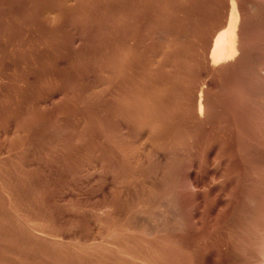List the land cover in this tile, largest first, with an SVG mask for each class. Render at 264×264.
Returning <instances> with one entry per match:
<instances>
[{
    "label": "rangeland",
    "instance_id": "rangeland-1",
    "mask_svg": "<svg viewBox=\"0 0 264 264\" xmlns=\"http://www.w3.org/2000/svg\"><path fill=\"white\" fill-rule=\"evenodd\" d=\"M60 1L0 0V130L10 133L0 131V140L23 146L17 151L0 144V160L12 159L0 161V264L263 262V0H253L257 8L263 4L260 14L251 9L252 0L238 1L246 19L238 27L240 53L217 66L208 62L209 52L214 33L228 22L230 0H183L187 8L182 0H65V6ZM247 16L257 18L250 24ZM198 52L203 58L195 57ZM202 91L209 108L201 114ZM9 105L18 110L11 112ZM25 116L36 122L30 126ZM89 207H102V213ZM7 215V221L18 219L13 226ZM56 231L63 235L57 241ZM60 238L68 240L61 239L63 245Z\"/></svg>",
    "mask_w": 264,
    "mask_h": 264
},
{
    "label": "bare ground",
    "instance_id": "bare-ground-1",
    "mask_svg": "<svg viewBox=\"0 0 264 264\" xmlns=\"http://www.w3.org/2000/svg\"><path fill=\"white\" fill-rule=\"evenodd\" d=\"M67 1L69 2V0H67ZM67 1H66V3H67ZM220 1H221V0H220ZM223 1L225 2V0H223ZM226 1H227V0H226ZM238 1H239V2H242V1H240V0H230V16L228 17L229 19L227 18V19H228V22L226 21V22H227V23H226V22L224 21V20H225V19H224L223 22H225L226 26L224 25L225 27H224L223 29H221L220 31H219V28H218V31H217L216 33H214V36H213L214 39H213V42H212V48H211V51L209 52V53H210V58H209V59H211V60L208 61V62L211 61V63H212L213 66H217L218 64H220V63L223 62V61H226V62H227V60L230 59V58H233V60H235V57H234V56H238V54L240 53V52L238 51V49H239V48L241 49V47H240L241 45H239V41H240L241 38H239V34H240V33H238V32H239L240 30H238V27H239L240 20H241V22H243V21L246 20V19H244V18L241 19V17H242V10H244V9H243V8H244V7H243L244 5L242 4V5H243V6H242L243 8H242V10H241V6H240L241 4H240ZM243 1H244V0H243ZM249 1H250V0H248V2H249ZM263 1H264V0H263ZM263 1H262V2L260 1V2L264 4ZM60 2H63V1H60ZM181 2H183V4H185V6H186L187 1H185L186 3H185L183 0H182ZM188 2H189V1H188ZM213 2H215V1H212L211 3L213 4ZM224 2H223V3H224ZM227 2H228V1H227ZM248 2H247V4L251 3V2H249V3H248ZM63 3H65V0H64ZM66 3H65L63 6H65ZM215 3H218V0H217ZM225 3H226V2H225ZM225 3H224V4H225ZM252 3H253V4H252ZM252 3H251V4H252V7H251V4H250V6H249V5H247L246 2H245V5L249 6L248 8L246 7V9H250V7H251V9H254V8H255V10H254L255 13H256V11L258 10V8H259L260 6H263V4L260 5V3H258L260 6L257 8L256 5L254 6V1H253V0H252ZM187 4H188V3H187ZM255 4H256V2H255ZM61 5H62V4H60V6H61ZM217 5H220V6L222 5V6H223V4H220V2H219V4H217ZM225 5H227V4H225ZM225 5H224V6H225ZM228 5H229V4H228ZM212 6L214 7V5H212ZM224 6H223V7H220V8H222L223 10H228V9H226ZM210 7H211V6H210ZM213 7H212V8H213ZM226 7H227V6H226ZM253 7H254V8H253ZM51 8H52V7H51ZM186 8H187V6H186ZM224 8H225V9H224ZM228 8H229V7H228ZM260 8H263V9H262V15H261L262 18H263V12H264L263 10H264V7H260ZM260 8H259V10H261ZM52 9H53V8H52ZM176 9H177V8H176ZM218 9H219V8H218ZM218 9H216V11H215V8H214V10L212 9V11H215L214 13H216V12L218 13V11H217ZM246 9H245V10H246ZM256 9H257V10H256ZM53 10H54V9H53ZM53 10H51V11L53 12ZM259 10L257 11V12H258L257 14H260ZM176 11H177V10H176ZM176 11H175V12H176ZM178 11H181V10L178 9ZM183 11H184V14L187 13V12L185 13V11H187V10L184 9V10H182V12H183ZM220 11H222V10L220 9L219 12H220ZM246 11H248V10H246ZM246 11H245V12H246ZM46 12H47V13H46ZM48 12H49V9L46 10V11H44V13H46V14H48ZM52 12H49L50 14H49V15H46V16H45V14H44V16H45V17H48V16H49V17L51 18V17H52V16H51ZM227 12H228V11H226L225 13H227ZM243 12H244V11H243ZM245 12H244V13H245ZM249 12H251V11H248V13H249ZM254 12H253V13H254ZM176 13H177V12H176ZM217 13H216V14H217ZM223 13H224V12H223ZM248 13H245V14H248ZM53 14H54V13H53ZM180 14H182V13H180ZM216 14H215V17H216ZM227 14H228V13H227ZM227 14H226V15H227ZM249 14H250V13H249ZM249 14H248V16H249ZM257 14H256V15H257ZM177 15H178V14H177ZM218 15H219L218 17H220V15H222V13H221V14L219 13ZM228 15H229V14H228ZM254 15H255V14H253V16H254ZM143 16H145V14L142 15V17H143ZM180 16H181V17H182V16L184 17L185 15H180ZM245 16H246V15H245ZM245 16H244V17H245ZM248 16H247V17H248ZM250 16H252V14H251ZM250 16H249V17H250ZM257 16L259 17V15H257ZM45 17H44V19H46ZM49 17H48V18H49ZM218 17H216V18H218ZM249 17H248V18H249ZM255 17H256V16H255ZM255 17H254V18L251 17V20H252V18L255 19ZM48 18H47V20H48ZM52 18H53V17H52ZM52 18L49 19V20H51V21H50L51 24H52L53 21H55V20L52 19ZM221 18H222V16H221ZM223 18H226V16H224ZM248 18H247V19H248ZM256 18H257V17H256ZM142 19H144V18H141V20H142ZM181 19H182V18H181ZM218 19H219V18H218ZM227 19H226V20H227ZM243 19H244V20H243ZM141 20L139 19L140 24H141ZM242 20H243V21H242ZM249 20H250V18H249ZM251 20H250V22H249L250 24H251ZM147 21H148V20H147ZM145 22H146V21H145ZM247 22H248V21H245L246 24H247ZM53 23H54V22H53ZM140 24H139V25H140ZM240 24H241V27H242V25H243L244 23H243V24L240 23ZM141 25H142V24H141ZM141 25H140V26H141ZM143 25H144V24H143ZM145 25H146V24H145ZM247 25H249V24H247ZM247 25H246V28L250 26V25H249V26H247ZM141 27H143V26H141ZM144 27H145V26H144ZM222 27H223V26H222ZM222 27H221V28H222ZM243 27H244V26H243ZM243 27H242V29H243ZM252 27H253V26H252ZM139 28H140V27H139ZM139 28H138V29H139ZM246 28H244V32H246L247 30H249V28H248L247 30H245ZM250 28H251V27H250ZM138 29H137V30H138ZM252 29H253V28H252ZM140 30H141V28H140ZM138 31H139V30H138ZM212 32H215V31H212ZM212 32H209V33H212ZM244 32H243V33H244ZM248 32H249V31H248ZM252 32H253V31H252ZM209 33H208V34H209ZM250 33H251V32H250ZM241 34H242V31H241ZM241 34H240V35H241ZM242 35H243V34H242ZM244 35H245V34H244ZM246 35H247V33H246ZM250 35H251V34H250ZM132 36H134V34H133ZM207 36H208V35H207ZM207 36L205 35V40L208 39ZM251 36H252V35H251ZM135 37H137V36H135ZM208 37H209V36H208ZM210 37H212V35H211ZM240 37H241V36H240ZM132 38H133V37H132ZM132 38L129 37V39H131L132 42H133V39H132ZM203 38H204V36H203ZM206 38H207V39H206ZM244 38H245V37H244ZM247 38L250 40V38H249V34H248ZM252 38H253V36H252ZM252 38H251V39H252ZM135 39H136V41H137V38H135ZM209 39H210V38H209ZM209 39H208V40H209ZM131 40H129V41H131ZM201 40H202V38H201ZM205 40H203V41H201V42H204ZM242 40H243V39H242ZM246 40H247V39H246ZM42 41H43V42H42ZM121 41H122V40H121ZM136 41H135V42H136ZM210 41H211V39H210ZM41 42H42V44L40 43V46L44 47V46H43L44 40H41ZM45 42H46V41H45ZM242 42H243V41H242ZM127 43H128V42H127ZM204 43H206V42H204ZM204 43H203L202 46L205 47V44H204ZM210 43H211V42H210ZM244 43H245V42H244ZM244 43H242V44H244ZM252 43H253V42H251V44H252ZM46 44H47V43H46ZM46 44H44V45L46 46ZM128 44H129V43H128ZM130 44L132 45V43H130ZM199 44H200V43H199ZM201 44H202V43H201ZM201 44H200V46H198V47H201ZM245 44H246V43H245ZM120 45H121V46H124V43L121 42V43L119 44V46H120ZM131 45H130V46H131ZM208 45H209V44H208ZM121 46H120V47H121ZM130 46L128 45V47H130ZM132 46H133V45H132ZM210 46H211V45H209V46H207V47L209 48ZM242 46H243V45H242ZM249 46H250V44H249ZM33 47H34V46H33ZM33 47H32V48H33ZM247 47H248V46H247ZM247 47H246V48H247ZM36 48L39 50V48H38L37 46H36ZM122 48H123V47H122ZM122 48H120L121 51H122ZM124 48L126 49V46H125ZM132 48H133V47H132ZM202 48H203V47H202ZM242 48H243V47H242ZM251 48H253V47H251ZM37 49H36V50H37ZM43 49H44V48H43ZM205 49H207V48L205 47ZM248 49H249V48H248ZM32 50H33V49H32ZM40 50H41V48H40ZM130 50L132 51L131 47H130V49H127V51H130ZM199 50H202V51H203L204 48H203V49H200V48H199ZM199 50H198V51H199ZM209 50H210V49H209ZM209 50H208V51H209ZM124 51H125V50H124ZM131 51H130V52H131ZM196 51H197V49H196ZM196 51H195V52H196ZM208 51L206 50V52H208ZM245 51H246V50H245ZM245 51H244V52H245ZM31 52H32V51H31ZM125 52H126V51H125ZM130 52H128V53H130ZM204 52H205V50H204L203 52H201V53L204 54ZM237 52H239V53L236 55ZM242 52H243V50H242ZM251 52H252V50H251ZM122 53H124V52H122ZM126 53H127V52H126ZM126 53H124V55H125ZM128 53H127V55H128ZM247 53H248V54H247ZM194 54H196V53H193L192 56H194ZM206 54H208V53H206ZM206 54H205V55H206ZM242 54H243V53H242ZM245 54L249 55L250 53H249V52H246ZM127 55H125V56H127ZM198 55H200L199 52L197 53V56L195 55V57H198V58H199ZM240 55H241V54H240ZM243 55H244V54H243ZM247 55H246V56H247ZM122 56H123V54H122ZM128 56H129V55H128ZM130 56H132V55H130ZM130 56H129V57H130ZM207 56H208V55H206V57H207ZM241 56H242V55H241ZM241 56H239V58H241ZM244 56H245V55H244ZM244 56L242 57V59L244 58ZM201 57H202V56H201ZM201 57H200V58H201ZM130 58H131V57H130ZM198 58H197V59H198ZM200 58H199V59H200ZM202 58H203V57H202ZM245 58H246V57H245ZM245 58H244V59H245ZM123 59H124V58H123ZM195 59H196V58H195ZM244 59H243V60H244ZM124 60H125V59H124ZM192 60H193V58H192ZM203 60H205V58H204ZM203 60L201 59V61H203ZM231 60H232V59H231ZM236 60H238V57H237ZM240 60H241V59H240ZM240 60H239V61H240ZM243 60H242V61H243ZM205 61H206V60H205ZM205 61H203V63H204ZM194 62H196V63L198 64V62H200V60H199L198 62H197V60H194ZM206 62H207V61H206ZM226 62H225V64H226ZM234 62H235V61H234ZM234 62H233V63H234ZM237 62H238V61H237ZM237 62H236V63H237ZM196 63H194V64L197 65ZM201 63H202V62H201ZM223 63H224V62H223ZM228 63H229V62H228ZM228 63H227V64H228ZM207 64H208V63H207ZM221 64H222V63H221ZM240 64H241V63H240ZM205 66H206V65H205ZM208 66H209V65H208ZM208 66H206V67H208ZM225 66H226V65H225ZM219 67H220V65H219ZM227 67H228V66H227ZM194 68H195V67H194ZM211 68H212V67H211ZM215 68H216V67H215ZM228 68H229V67H228ZM236 68H237V67H236ZM238 68H239V66H238ZM238 68H237V69H238ZM195 69L197 70V67H196ZM195 69H194V70H195ZM203 69H204V68H203ZM212 69H214V67H213ZM205 70H206V68H205ZM207 70H208V69H207ZM209 70H210V67H209ZM224 70H227V69L224 68ZM197 71H198V70H197ZM216 71L218 72L217 68L215 69V72H216ZM221 71H222V70H221ZM235 71H236V69H235ZM261 71H262V70H261ZM195 72H196V71H195ZM201 72H202V71H201ZM208 72L210 73V71H208ZM212 72H213V71H212ZM212 72H211V75L214 73V72H213V73H212ZM219 72H220V71H219ZM223 72H224V71H223ZM193 73H194V72H193ZM199 73H200V72H199ZM202 73H203V75H204V74H208L207 71H206L205 73H204V72H202ZM221 73H222V72H221ZM225 73H226V72H225ZM194 74H195V73H194ZM200 74H201V73H200ZM201 75H202V74H201ZM209 75H210V74H209ZM213 75H214V74H213ZM219 75H220V74H219ZM225 75H226V74H225ZM231 75H232V74H231ZM46 76H47V75H46ZM196 76H197V75H196ZM206 76H207V75H206ZM217 76H218V75H217ZM217 76H215V77H217ZM220 76H221V75H220ZM222 76H223V75H222ZM51 77H52V76H51ZM191 77H193V75H192ZM197 77H198V76H197ZM197 77H196V80H197ZM203 77H204V76H202V78H203ZM209 77H210V76H209ZM213 77H214V76H213ZM215 77H214V78H215ZM231 77H232V76H231ZM45 78H47V77H45ZM48 78L50 79V77H48ZM193 78H194V77H193ZM199 78H200V80H201V76H200V75H199ZM214 78H212V80H213ZM18 79H19V78H18ZM190 79H191V82L193 83L192 78H190ZM194 79H195V78H194ZM209 79H210V78H209ZM209 79H207V81H209ZM219 79H221V78H219ZM0 80H1V79H0ZM21 80H22V79H21ZM203 80H204V79H203ZM203 80H202V81H203ZM216 80H217V79H215L214 81H216ZM220 81H221V80H220ZM1 82H2V81H1ZM21 82H22V81H21ZM198 82H199V83H198ZM221 82H222V81H221ZM3 83H4V81L1 83V84H2L1 87L4 86V85H7V84H4V85H3ZM192 83H191V84H192ZM194 83H196L195 80H194ZM197 83H198V85H200V84H201V81H197ZM16 84H17V83H16ZM34 84H35V83H34ZM34 84L31 83L32 86H33ZM207 84L210 85L209 83H207ZM14 85H15V84H14ZM198 85H197V86H198ZM222 85H223V84H222ZM20 86H21V85H20ZM201 86H202V85H201ZM204 86H206V85H204ZM204 86H203V87H204ZM45 87H46V86H45ZM19 88H20V87H19ZM32 88H34V87H31V89H32ZM200 88H201V87H200ZM205 88H206V87H205ZM207 88H208V86H207ZM207 88H206V89H207ZM29 89H30V88H29ZM31 89H30V91H31ZM201 89H202V88H201ZM3 90H4V89H3ZM34 90H35V89H34ZM34 90H32V93H33V94H32V93H29V95H30V94H32V95L35 94V95H36V94L38 93V92H35V93H34V92H33ZM43 90H44V89H43ZM43 90H42V92H43ZM203 90H205V89H203ZM45 91H46V90H45ZM198 91H199V89H198ZM207 91H208V90H207ZM5 92H6V91H5ZM200 92H201V90H200ZM2 93H3V92H2ZM2 93H0V94H2ZM38 94H39V93H38ZM42 94H44V93H42ZM207 94H208V93H207ZM32 95H31V96H32ZM35 95H34V96H35ZM193 95H194V94H193ZM204 95H205V94H204ZM7 96H8V98H9V96H10V98H11V95H8V94H7ZM37 96H39V95H37ZM37 96H36L35 99H37ZM191 96H192V95H191ZM12 97H13V96H12ZM14 97H15V96H14ZM14 97H13V98H14ZM17 97H19V94H18ZM17 97H16V98H17ZM25 97H27V96H25ZM25 97H21V96H20L19 98H21V100H22V99L25 98ZM39 97H41V96H39ZM4 98L7 99L6 96H5ZM33 98H34V97H33ZM11 99H12V98H11ZM11 99H10V101H11ZM204 99H205V96H204ZM26 100H27V99H26ZM192 100L195 101L194 98H193ZM196 100H197V99H196ZM208 100H209V99H208ZM208 100L206 99V101H208ZM3 101H4V100H3ZM5 101H7V100H5ZM14 101H15L14 103L16 104V101H17V100H14ZM8 102H9V100H8ZM17 102H18L17 104H18L19 107H20L21 104H19V103H22V102H21V101H17ZM196 102H197V101H196ZM196 102H195V103H196ZM198 102H199V108H198L199 111H198V112H200V113L202 114V113L204 112V110H205V107L207 106V105L205 106V104L203 103V91H202L201 96H200V101H198ZM5 103H6V102H5ZM195 103H194V104H195ZM223 103H224V101H223ZM225 103H226V102H225ZM9 104H11V102H9ZM17 104H16L15 106H17ZM207 104H208V103H207ZM13 105H14V104H13ZM185 105H187V104H185ZM197 105H198V104H197ZM221 105H223V104H221ZM11 106H12V105H11ZM193 106H194V105H193ZM215 106H216V105H215ZM30 107H31V105H30ZM32 107H33V106H32ZM195 107H196V106H195ZM195 107H194V108H195ZM197 107H198V106H197ZM197 107H196V111H197ZM207 107H208V106H207ZM207 107H206V109H207ZM222 107H223V106H222ZM10 108H12V107H10V105H9V110H10L11 112H14V111H13L14 108L18 110V107H14V108H12V110H11ZM27 108H29V107L27 106ZM27 108H26V110H27ZM208 108H209V107H208ZM19 109H20V108H19ZM29 109H31V108H29ZM29 109H28V110H29ZM187 109H188V108H187ZM223 109H224V108H223ZM17 110H16V112H17ZM21 110H23V109L21 108ZM207 110H208V109H207ZM194 111H195V110H194ZM196 111H195V112H196ZM210 111H211V110H210ZM223 111H224V110H223ZM20 112H21V111H20ZM28 112H29V111H28ZM18 113H19V112H17V114H18ZM22 113H23V112H22ZM205 113H206V112H205ZM205 113H204V114H205ZM207 113H208V111H207ZM209 113H210V112H209ZM223 113H225V112H223ZM223 113H222V116H221V117H223ZM11 114H12V115L14 114L15 116L17 115L16 113H11ZM23 114H24V113H23ZM195 114H198V113H195ZM204 114L202 115L203 117H204ZM214 114H215V111H214ZM24 115H25V114H24ZM206 115H207V114H206ZM206 115H205V118L202 117L204 120L206 119ZM209 115L211 116V115H212V112H211V114H209ZM216 115H217V114H216ZM230 115H231V114H230ZM0 116H1V115H0ZM21 116H22V114H21ZM28 116H31V115H28ZM196 116H197V115H196ZM210 116H208V117H210ZM227 116H228V115H227ZM212 117H214V119H215V116H212ZM217 117H218V115H217ZM217 117H216V118H217ZM219 117H220V115H219ZM19 118H20V117H19ZM25 118H26V119H25ZM25 118H24V119H25L24 121H26L27 119H30V118H32V117L28 118L27 116H25ZM173 118H174V117H173ZM197 118H198V117H197ZM197 118H196V119H197ZM210 118H211V117H210ZM231 118H232V117H231ZM21 119H23V117H22ZM174 119H176V117H175ZM211 119H212V118H211ZM211 119H210V120H211ZM217 119H218V118H217ZM217 119H216V123H217ZM33 120H35V119L32 118L31 121H33ZM198 120H199V119H198ZM208 120H209V118H208ZM212 120H213V119H212ZM218 120H219V119H218ZM24 121H23V123H25ZM27 121H28V120H27ZM27 121H26V123L29 124V125L32 123L31 121H28L29 123H28ZM199 121H200V124H202V123L204 122L203 120H202L203 122H201V118H200ZM205 121H206V120H205ZM225 121H226V120H225ZM30 122H31V123H30ZM35 122H36V121H35ZM35 122H33L30 126H32ZM219 122H220V121H219ZM228 122H230V121H228ZM228 122H227V123H228ZM26 123H25V124H26ZM222 123H223V122H222ZM227 123L225 122V125H226ZM27 124H26V125H27ZM19 125H21V124L19 123ZM26 125H22V126H23V127H24V126L26 127ZM221 126H222L223 128L225 127V126H223V125H221ZM229 126H230V125H228V127H229ZM210 127H211V126H210ZM213 127H214V126H213ZM226 127H227V126H226ZM21 128H22V127H21ZM223 128H221V129H223ZM212 129H216V127H215V128H212ZM226 129H227V128H226ZM3 130H4V131H3ZM3 130H2V131H3V134H4L5 129H3ZM7 130L10 131L11 129L8 128ZM201 130H203V128H202ZM0 131H1V130H0ZM2 131H1V132H2ZM6 132H8V131H6ZM15 132H16V131H15ZM16 133H17V132H16ZM9 134H10V133H9ZM9 134H6V133H5L4 135H9ZM17 134H18V133H17ZM0 135H1V134H0ZM4 135H3V137L5 138V141H6V139L9 138V137L6 136V137H7V138H6ZM9 136H10V135H9ZM0 138H1V137H0ZM2 139H3V138H1V140H2ZM1 140H0V144H3L2 142H3L4 140H3L2 142H1ZM7 140H8V139H7ZM9 143L11 144L12 142H9ZM23 144H24V146H26L24 141H23ZM3 145H7L6 142H4ZM3 145L0 146V148H2ZM8 146H9V144L6 146V148H7ZM11 146H12V145H10L9 148H11ZM14 146H15V145H14ZM20 146H21V147H19V144H18V147H19L20 149L23 148L22 145H20ZM4 147H5V146H4ZM18 147H17V146H16V147H13V146H12V148H13V149L16 148L17 151H18ZM9 148L7 149L8 152H9ZM2 149H3V148H2ZM11 150H12V149H11ZM0 151H1V149H0ZM13 151L15 152L16 150H13ZM13 151H12V152H13ZM21 151H22V150H21ZM2 152L5 153V151H2ZM2 152H1V154H2ZM8 152H6V153H8ZM48 152H49V151H48ZM4 153H3V155L5 156L6 153H5V154H4ZM9 153H11V152H9ZM42 153H43V152H42ZM25 154H26V153H25ZM40 154H41V153H40ZM3 155H2V156H3ZM7 155H8V154H7ZM7 155H6L5 157H4V156H3V157L6 159ZM45 155L47 156V152H45ZM45 155H44V156H45ZM10 156H11V155H10ZM3 157H2V158H3ZM21 157H23V156H21ZM21 157H20V159H21ZM12 158H13V157H12ZM15 158H16V157H15ZM7 159H8V161H7ZM7 159H6L5 161H4V159H1V160H3L2 162H4V163H6V161H7V162H10V160L12 161V159H11L9 156L7 157ZM9 159H10V160H9ZM17 159H18V158H16V160H17ZM20 159H18V161H20ZM1 160H0V161H1ZM14 160H15V159H14ZM21 160H22V159H21ZM2 176H3V175L0 174V177H1L0 179L3 178ZM3 180H4V178H3ZM3 180H2V181H3ZM2 181H0L1 184H2ZM5 181H6V180H5ZM81 181H83V180H80L79 183H82ZM86 181H87V180H86ZM11 182H12V181H11ZM84 182H85V181H83V183H84ZM87 182H88V181H87ZM83 183L81 184L82 186H83ZM78 185H80V184H77V186H78ZM2 186H3V184H2ZM84 186H85V185H84ZM84 186H83V187H84ZM86 186H87V185H86ZM5 187H7V189H8V185H7V184H6ZM78 187H79V186H78ZM34 188H36V187H34ZM34 188H32V190H34ZM41 188H42V187H41ZM79 188L81 189V187H79ZM13 189H14V188H13ZM72 189L74 190V188H72ZM76 189H77V188H76ZM76 189H75V190H76ZM80 189H78V191H79ZM2 190H4V188H3ZM8 190H9V189H8ZM73 190H71V191H73ZM5 191H6V188H5ZM5 191H4V192H5ZM10 191H11V189L8 191L9 194H12V193H10ZM12 191H13V190H12ZM14 191H15V192H13V193H16L17 190L14 189ZM36 191H37V189H36ZM0 192H1V191H0ZM2 192H3V191H2ZM34 192H35V190H34ZM34 192H33V194H32V192H31V194H32V195H34V194L37 195V194L34 193ZM41 192H42V191H41ZM80 192H81V191H79L78 194H80ZM29 193H30V191H29ZM73 193H74V192H73ZM6 194H7V193H6ZM6 194L4 193V195H6ZM12 195H13V194H12ZM12 195H11V196H12ZM14 195H17V194H14ZM22 195H23V194H22ZM35 195H34V198H35ZM82 195H83V193H82ZM8 196H10V195H8ZM8 196H6L5 198L7 199ZM11 196H10V198L13 199V196H12V197H11ZM18 196H19V198H20V194H19ZM18 196H17V197H18ZM41 196H42V194L39 195V198H40ZM1 197H2V196H1ZM2 198H4V197H2ZM2 198H0V199H2ZM14 198H15V196H14ZM19 198H18V199H19ZM22 198H23V196H21L20 199H22ZM16 199H17V198H16ZM20 199H19V200H20ZM26 199H27V198H26ZM20 201H21V200H20ZM22 202H24V201H22ZM22 202H21V203H22ZM15 205H16V204H15ZM86 205H87V204H86ZM11 206H13V205H11ZM8 207H9L8 210H10V206H8ZM17 207H18V206H17ZM17 207H15V208H17ZM92 207H93V206H92ZM3 208H4V207L2 206V209H3ZM20 208H23V205H22ZM20 208H19V210H20ZM34 208H35V207H34ZM89 208H90V207H89ZM89 208H88V210H89ZM105 208H106V207H105ZM26 209L28 210V208H25V210L23 209V210H24L23 213L26 212ZM90 209H92V208H90ZM96 209H97V208H94V210H96ZM102 209H103V208L101 207L100 210H98V209H97V210H98L99 213H100V211H101ZM106 209L108 210V208H106ZM3 210H5V208H4ZM8 210H7V211H8ZM11 210H13L12 207H11ZM15 210H16V209H15ZM15 210H14V212H15ZM92 210H93V209H92ZM94 210H93V211H94ZM16 212H17V211H16ZM16 212H15V213H16ZM28 212H30V213H27V212H26V216H27V214L32 215V214H31V210H28ZM33 212H34V211H32V213H33ZM89 212H90V211H89ZM94 212H95V211H94ZM104 212H105V211H104ZM104 212H103V213H104ZM107 212H108V211H107ZM4 213H6V211H5V212L3 211V214H4ZM7 213H9V211H8ZM99 213H98V214H99ZM101 213H102V211H101ZM101 213H100V214H101ZM105 213H106V212H105ZM24 214H25V213H24ZM34 214H35V213H34ZM91 214H93V213L91 212ZM95 214H96V213H95ZM98 214H97V215H98ZM106 214H109V212L106 213ZM4 215H5V214H4ZM35 215H36V214H35ZM89 215H90V213H89ZM104 215H105V214H104ZM104 215H103V216H104ZM10 216H11V215H10ZM17 216H18V215H17ZM21 216H22V215H21ZM93 216H95V215H93ZM93 216H92V218H93ZM98 216H100V215H98ZM108 216H109V215H108ZM108 216H107V217H108ZM7 217H8V215L4 217V218H6V221H7ZM95 217H96V216H95ZM95 217H94V218H95ZM107 217H106V218H107ZM8 218H9V217H8ZM20 218H21V217H19V219H20ZM97 218H98V217H97ZM101 218H102V217H101ZM95 219H96V218H95ZM98 219H99V218H98ZM16 220H18V219H16ZM16 220H15V222H16ZM23 220H24V222H23L22 220H21V222L26 224V221H25L24 218H23ZM28 220H29V219H28ZM30 220H31V219H30ZM35 220H36L35 222H37L38 219L35 218ZM99 220L101 221V219H99ZM104 220H105V217H104V219H102V222H103ZM9 221H10V219H9ZM9 221H7V222H9ZM12 221L14 222V219H12ZM12 221H10V224L13 226V224H12L13 222H12ZM19 221H20V220H19ZM94 221H95V220H94ZM94 221H93V222H94ZM100 221H97V222L102 223V222H100ZM15 222H14V223H15ZM17 222H18V221H17ZM28 222H29V221H28ZM30 222H31V221H30ZM32 222L35 223V222L33 221V219H32ZM38 222H39V220H38ZM38 222H37V223H38ZM33 223H32V224H33ZM16 224H19V222L16 223ZM16 224H14V225L16 226ZM29 224H30V223H29ZM29 224H26V225H28V226L30 227ZM32 224H31V226H32ZM97 224H98V223H97ZM40 225H42V223H40ZM100 225H101V224H100ZM100 225H97V226H100ZM18 226H19V225H18ZM20 226L23 227L24 225L22 224V225H20ZM35 226H36V224H35ZM22 227H20V229H21L22 233H24V235H25V230H24ZM25 227H26V226H25ZM26 228H27V227H26ZM97 228H98V227H97ZM22 229L24 230V232H23ZM27 229H28V228H27ZM31 229H32V227H31ZM33 229H34L35 231H36V230L38 231V228L33 227ZM95 229H96V228H95ZM259 229H261V228H259ZM259 229H257V232H258ZM28 230H29V229H28ZM34 230H33V231H34ZM40 230H41V229H39V231H40ZM45 230H46V229H45ZM262 230H263V229H262ZM262 230H261V232H262ZM26 231H27V230H26ZM29 231H30V230H29ZM37 231H36V233H37ZM42 231H44V229H43ZM42 231H41V232H42ZM47 231H48V230H47ZM49 231L52 232V230H49ZM30 232H31V231H30ZM41 232H39V233H41ZM56 232H57V231H56ZM27 233H28V232H26V234H27ZM52 233H53V232H52ZM54 233H55V231H54ZM54 233H53V234H54ZM57 233H59V232H57ZM57 233H56V235H57ZM259 233H260V231H259ZM33 234H34V233H33ZM33 234H32V235H33ZM41 234H42V233H41ZM44 234H45V231H44ZM44 234H43V235H44ZM48 234H49V233H48ZM50 234H51V233H50ZM262 234H263V233H261V235H262ZM27 235H29V234H27ZM27 235H26V236H27ZM35 235H36V234H35ZM37 235H38V233H37ZM59 235H60V236L57 235V237H56L57 239L54 238V239H56V241L58 240V237H62V236H63V235H61L60 233H59ZM261 235L258 236V237H263V235H262V236H261ZM38 236H40V235H38ZM41 236H42V235H41ZM46 236H47V235H46ZM54 237H55V236H54ZM91 237H93V235H92ZM96 237H97V235H96ZM258 237H257V238H258ZM35 238H37V237H35ZM40 238H41V237H40ZM40 238H37V239L39 240ZM44 238H45V236H44ZM49 238H50V237H49ZM46 239H48V238H45L44 240H46ZM51 239H52V241H53V237H52ZM61 239H63V238H60L59 240H61ZM64 239H65V238H64ZM64 239H63V240H64ZM69 239H70V238H69ZM73 239H74V237H73ZM81 239H82V238H81ZM86 239H87V238H86ZM93 239H94V238H92L91 240H93ZM96 239H97V238H95L94 240H96ZM44 240H43V241H44ZM66 240H68V239H66ZM66 240H64V241L66 242ZM75 240H77V239H75ZM221 240H223V239H221ZM54 241H55V240H54ZM70 241H72L73 244L76 242V241L73 242V240H70ZM70 241H69V242H70ZM82 241H83V240H82ZM82 241H81V242H82ZM84 241H85V243H89V242H86L87 240H84ZM97 241H98V240H96V242H97ZM61 242H63V241L61 240ZM67 242H68V241H67ZM98 242H100V241H98ZM98 242H97V244H98ZM107 242L110 243L109 241H107ZM219 242H220V241H219ZM260 242H262V244H264L263 241H262V239H261ZM53 243H54V242H53ZM82 243H84V242H82ZM82 243H81V244L79 243V244L82 246ZM91 243H92V242H91ZM104 243H106V242H104ZM56 244H57V243H56ZM61 244H62V243H61ZM64 244H65V243L63 242V245H64ZM102 244H103V243H102ZM102 244H101V245H102ZM259 244H261V243H259ZM262 244H261V245H262ZM54 245H55V243H54ZM74 245H75V244H74ZM85 245H86V244H84L83 247H84ZM98 245H99V244H98ZM201 245H203L202 242H201ZM204 245H205V244H204ZM206 245H207V244H206ZM61 246H62V245H61ZM102 246H103V245H102ZM220 246H221V245H220ZM220 246H219V247H220ZM258 246H260V245H258ZM67 247L69 248L68 245H67ZM78 247H79V246H78ZM86 247H87V246H86ZM86 247H85V248H86ZM222 247H223V245L221 246V248H222ZM261 247H262V246H261ZM263 247H264V245H263ZM79 248H80V247H79ZM87 248H90V249H91V247H89V246H88ZM87 248H86L85 251H87ZM102 248H104V247H102ZM258 248H260V247H258ZM75 249H77V247H76ZM75 249L73 248L74 252H76ZM90 249H89V250H90ZM218 249H219V248H218ZM261 249H262V248H260L259 250H261ZM200 250H202V249H199V251H200ZM221 250H222V249H221ZM85 251H84L82 254L86 255L87 253L85 254ZM202 251H203V250H202ZM256 251H257V250H256ZM262 251H263V250H262ZM81 252H82V250H81ZM89 252L91 253V252H93V251H88V254H89ZM77 253H79V252H77ZM77 253H76V254H77ZM98 253H99V252H97L96 254H98ZM198 253H199V252H198ZM202 253H203V252H202ZM257 253H258V252H257ZM263 253H264V251H263ZM258 254H259V253H258ZM78 255H79V254H78ZM76 256H77V255H76ZM76 256H75V259L77 258ZM88 256L91 257L90 255H87V256L85 257L86 259H84V260L89 259V258H87ZM93 256H94V254L92 255V257H93ZM259 256H260V255H259ZM259 256H258V257H259ZM262 256H263V254L261 255V257H262ZM255 257H256V256H255ZM83 258H84V257H83ZM94 258H95V256L93 257V259H94ZM125 258H126V256H124L123 259H125ZM256 258H257V257H256ZM68 259H69V258H67L66 260H68ZM71 259H73V258H71ZM75 259H74V260H75ZM97 259H98V258L96 257L95 260H97ZM136 259H137V258H136ZM257 259H258V258H257ZM64 260H65V259H64ZM99 260H100V259H99ZM137 260H138V259H137ZM260 260H261V258L259 259V262H256L255 260H254V261H255L256 263H258V264H259V263L264 264V261H263V262H260ZM81 261L83 262L82 259H81ZM88 261H89V260H87V263H88ZM90 261H91V260H90ZM144 261L146 262V260H143V262H144ZM85 262H86V261H85ZM94 262H95V261H94ZM94 262H93V263H94ZM96 262H97V261H96ZM98 262H99V261H98ZM133 262H134V261H133ZM141 262H142V261H141ZM67 263H68V262H67ZM77 263H78V262H77ZM83 263H84V262H83ZM83 263H81V264H83ZM87 263H86V264H87ZM99 263H101V262H99ZM139 263H140V261L138 262V264H139ZM65 264H66V263H65ZM72 264H74V263L72 262ZM135 264H136V263H135ZM141 264H142V263H141ZM147 264H149V263H147Z\"/></svg>",
    "mask_w": 264,
    "mask_h": 264
}]
</instances>
